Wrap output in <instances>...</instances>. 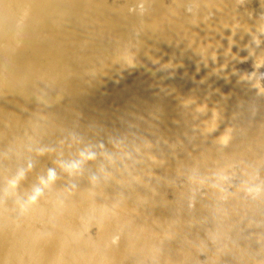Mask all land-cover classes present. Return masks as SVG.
Wrapping results in <instances>:
<instances>
[{"label":"water","instance_id":"water-1","mask_svg":"<svg viewBox=\"0 0 264 264\" xmlns=\"http://www.w3.org/2000/svg\"><path fill=\"white\" fill-rule=\"evenodd\" d=\"M0 198V264H264V0H0Z\"/></svg>","mask_w":264,"mask_h":264},{"label":"clouds","instance_id":"clouds-1","mask_svg":"<svg viewBox=\"0 0 264 264\" xmlns=\"http://www.w3.org/2000/svg\"><path fill=\"white\" fill-rule=\"evenodd\" d=\"M221 139H222V142H225V143L227 142L226 136L222 137ZM81 159L82 160L86 159L88 161H91L93 159V156L92 155H88L87 157L82 156ZM78 168H79V164H74L69 167H62L61 170L67 173L68 175H72L74 172L77 171ZM30 171H31V166H29L28 169H26L25 171L18 172L16 176L11 179L6 178V183H5V187L3 191V198H7L10 193L15 192L19 183L25 179V172H30ZM56 180H57V175L52 170L48 171L46 179L43 177L38 178L39 186L34 189L26 205H21V209H20L21 215H24L28 208H31L37 205L38 201H41V199L43 198L44 192L46 190L51 189V187L55 184ZM93 183H95V181H93ZM3 198H0V204L3 203ZM45 203H47V201H45ZM113 208H116V205H113ZM107 214H108V210L102 209L101 218L103 219ZM111 215L115 217V212H112ZM52 226L55 227L54 224ZM116 242H117V239L112 240L113 244H115Z\"/></svg>","mask_w":264,"mask_h":264}]
</instances>
